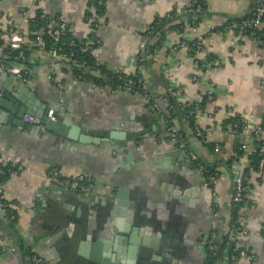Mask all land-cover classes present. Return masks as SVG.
<instances>
[{"label":"crops","instance_id":"obj_1","mask_svg":"<svg viewBox=\"0 0 264 264\" xmlns=\"http://www.w3.org/2000/svg\"><path fill=\"white\" fill-rule=\"evenodd\" d=\"M89 1L41 0L39 6L51 16H62L74 36L85 39L91 34L84 17ZM192 1L106 0L97 31L101 41L93 58L105 71L133 74L140 43L145 40L148 53L141 70L142 92L120 91L109 84H78L69 65L38 48L28 49L20 61L5 62L22 68L25 80L16 77L41 102L56 109V118L60 107L70 110L71 124L99 137L107 146L114 141L110 133L124 132L127 136L118 141L117 147H125L119 155L117 148L47 134L42 125L26 124L20 129L0 122L1 157L23 167L2 184L4 199L19 209L14 220L0 213V264H32L33 253L51 264L56 262L60 254L52 248L50 238L62 231L49 229L52 211L57 212L61 227L71 225L75 234L68 264H97L90 259L97 256L110 263L127 260L134 247L127 239L133 233L138 240L146 235L148 246L141 249L150 259L159 256L157 264H203L206 255L202 240L211 228L225 232L234 178L248 166V155L254 148L247 135L264 116V46L254 38L220 30L230 19L249 15L253 0H206L204 14L198 16L200 22L194 30L185 27L191 19L185 14L151 30L150 26L165 13L184 12ZM28 5L29 0H0V31L5 33L10 24H20ZM182 37L201 39L202 47L195 58L210 62L204 71L196 67L194 57L186 50L176 48ZM16 83L12 81L9 86L10 94L16 93ZM204 87L214 91L198 119L203 137L196 138L187 121L181 120V125L190 135L191 149L221 171L211 187L203 184L201 174L184 152L176 149L164 120L148 109L150 99L162 109H169L171 100L179 106L191 104L198 96L209 94ZM0 91L4 92L1 86ZM2 112L0 109V120L5 114ZM232 115L247 120L238 134L223 128V122ZM238 141L246 144L244 156L226 169L221 163L233 154ZM51 167H57L65 177H93L94 192L78 195L59 187L46 178ZM250 175L242 210L241 227L246 234L238 233L229 248H245L253 258L239 256L232 264H264V174L258 177L250 171ZM111 178L119 179L114 184L105 183ZM115 184L128 195L123 213L114 212L116 199H112L115 193L111 187ZM213 201L220 209L217 218L211 212Z\"/></svg>","mask_w":264,"mask_h":264},{"label":"built area","instance_id":"obj_2","mask_svg":"<svg viewBox=\"0 0 264 264\" xmlns=\"http://www.w3.org/2000/svg\"><path fill=\"white\" fill-rule=\"evenodd\" d=\"M104 1L106 0H98V4L102 5ZM40 2L41 0H29V7L24 12L22 22L18 25L10 24V26L7 27L5 33H2V31H0V57L4 59V62H0V71L5 70L25 80L27 75L22 72V68L17 65L10 66L5 62H8L9 60L11 61L13 59H16V61H20L25 56L26 50L38 48L59 62H63L64 64H67L70 67L81 65L83 66L84 73L89 72L92 75L98 76L101 72L100 69L90 68V66L85 62L78 63V60L76 58L77 53L75 50L72 49L76 46V44H81L83 47L81 49L82 51L87 50L92 54L94 49L99 45L101 39L97 31H99L100 29V20L102 19V12L100 11V9H97L95 7H87V10L89 11L90 15L86 18V22L89 24L91 34L85 39H79L74 36L72 28L68 25V23L62 16H59L55 20H48L47 12L39 6ZM205 5L206 0H193L184 12L178 13L169 11L164 14L163 18L169 19L183 14L190 15V21H188L184 25L185 27L194 30L200 22V20H198V16L204 14ZM37 9H40V18L42 20V23L39 28L33 32L35 37L31 39V41H29L27 40L24 33L29 18H31V16L35 13ZM220 30L223 33H234L241 38H254L258 45L264 46V0H255L252 11L250 12V16L248 18L243 19L241 21H228L222 26ZM66 31H70L74 38L67 42H60V36ZM256 31H260V36L257 38L254 37ZM44 35H47L51 39V44L49 46H47L46 44ZM3 38L5 40H3ZM183 38L184 37H182V39L179 41L176 48L180 50H186L192 57H194V64L196 65V67H198L200 71H204L210 62L206 59L202 60L195 58V55L198 53V51L201 50L202 47L201 39L186 40ZM61 44L63 46H61ZM156 47L157 45H155V47L152 49L153 53L157 50ZM146 53L147 44L146 41L143 40L139 46L135 72L130 75L122 73H110V77L115 79V82L110 83L109 86L120 91L136 92L138 91V89H142L143 79L141 77V70ZM6 59L8 60L5 61ZM72 77L78 84L89 83L90 81L85 76V74H77L74 71L72 73ZM62 86L63 85L59 84L60 88ZM208 93L209 94L198 96L193 102H191V107L188 111H184V107L180 108V115L182 121H185L190 118L193 119V134L196 138L203 136L202 129L198 126V119L201 116L202 103L204 101L206 102L210 100L211 91H209ZM1 97L2 92H0V99ZM169 107L170 109L172 108V106ZM148 109L152 111L155 115L160 117V119L164 120L168 135H170V137L175 140L176 149L184 152V155L191 164V166L201 174L203 184L205 186L211 187V185L220 177L221 171L216 167H214L213 169L208 167L204 163V161L194 152V150L188 149L187 141L181 135L179 129V122L178 120L171 118V113L169 112V109H162L154 99L149 100ZM229 113L232 114V111L229 110ZM44 114V116L42 115L40 117H37L32 114H25L22 118V121L25 124L44 125L49 120L56 119L55 108L48 107ZM240 122L242 124L240 129L242 131L247 124V120L241 117ZM261 124H264V116L256 124L253 125V131L249 133L247 137L252 139V137H258L260 134L264 133V130H261ZM239 125L240 124L238 122H227L223 125V128L226 132L238 134L241 132L238 129ZM263 137L260 138L262 142L259 146V152L261 155L264 154ZM245 147V142H240L239 149L245 151ZM242 156H244V154L239 156L238 160ZM22 169L23 167L21 164L5 161L0 155V209L10 220H14L16 218V211H18L19 206H17L16 204L8 203V201L4 199L2 184L7 176L11 175L14 172L21 171ZM252 172L258 177H261L264 174L263 159L259 161L257 169L251 170V173ZM45 175L49 181H52L59 187L74 192L78 195H87L89 193L94 192L95 189L96 181L93 177L89 175L77 174L71 177H65L60 174L57 167H51L50 169H48ZM250 176V173L249 175L245 174L243 170L234 178L233 193L231 195L230 205L235 207L241 204V206H239L238 209L239 215L235 221L236 224L231 223L230 225L227 224L226 226L228 246L224 252V260L221 261L220 264H232L237 260L239 256H246L249 259L253 258L251 252H249V250L245 248H240L235 245L229 248V245L231 243H234L238 233H242L244 235L246 234V230L242 229L241 227L244 221V217L242 216V210L245 208L246 204L244 188L245 184L248 183V181L250 180ZM212 195L215 197V194L213 192ZM211 212L214 218H217L220 215V209L218 208L216 201H213L211 205ZM237 225L241 227L239 230H237ZM215 240L216 228H211L202 240V246L205 250V255L208 251H215ZM30 261L32 264H48L45 259L37 253H33L30 256Z\"/></svg>","mask_w":264,"mask_h":264},{"label":"water","instance_id":"obj_3","mask_svg":"<svg viewBox=\"0 0 264 264\" xmlns=\"http://www.w3.org/2000/svg\"><path fill=\"white\" fill-rule=\"evenodd\" d=\"M0 62H4V59L0 57ZM10 62V61H9ZM3 82L0 84L1 87H3L4 92L2 91V97L0 99V109L5 113L3 114L2 119L0 122H2L5 126L11 127L13 125L16 128H23L26 124L22 121L24 114H32L37 117L42 116L43 113L47 110L49 107L46 102H41L40 99H38L36 93L33 92V90H30L28 86L21 82L15 74L8 73L7 71H0V82ZM12 81H16V85L18 86L17 91L15 94H10L9 86H11ZM91 86V84L89 85ZM207 91H214V88L210 87H204ZM1 92V91H0ZM60 103V101H58ZM70 111V110H69ZM67 110L63 107H60V113L56 120H49L47 123L42 125V130L47 134H52L58 138H64L72 141H79L81 143H93L101 145L102 147L105 146L106 148L115 149L117 148L119 151V155L121 154V150L125 149V147H117L118 141L123 140L126 138L127 134L124 132L121 133H110V139L114 140L113 142H110L112 146H107L106 143H101L99 137L92 136L90 134H85L81 132V129L73 124L72 118L69 117V113ZM136 143V141H135ZM132 144V143H128ZM130 147V146H129ZM128 154V159H129ZM128 168V165H126ZM104 178H101V180ZM119 178H113L106 180L105 183H112L114 184V181L117 182ZM97 182H100L97 181ZM102 182V181H101ZM111 192L115 193V196L112 197V199H116V206L114 208V212H120L123 213L124 210L127 208L128 203V195L126 190L123 187H119V185H113L111 187ZM2 217L5 216L4 212L1 211ZM125 214V213H124ZM50 219L52 220V223L49 224V229L52 227L55 232L58 228H60V231H62L59 235L58 233H53L52 238H50V241H53L51 243L52 248H55L58 254H60L59 257H56V262L62 264H68L69 261H71L72 255L70 254L71 251L74 249V241H75V234L72 231V226L69 225L68 227H61V222L59 221V216L56 211H52L49 215ZM65 235H64V233ZM134 232V230H133ZM138 238V237H137ZM127 240L134 246L132 251L130 252L127 260L123 258L118 259L114 263H110L105 258H99L98 256L96 258L90 257V259H93L97 264H135V263H143L144 261L149 260L148 255L142 251L141 247H147L148 244L146 242V235L141 237L139 240L136 239L135 233H133V236L129 237ZM126 241V239L124 240ZM76 253L79 254V249L76 250ZM76 255V254H74ZM109 256V253L107 254ZM71 257V258H70ZM126 260V261H125ZM49 263V260H46ZM56 262H52V264H55ZM51 264V263H49ZM61 264V263H60Z\"/></svg>","mask_w":264,"mask_h":264},{"label":"trees","instance_id":"obj_4","mask_svg":"<svg viewBox=\"0 0 264 264\" xmlns=\"http://www.w3.org/2000/svg\"><path fill=\"white\" fill-rule=\"evenodd\" d=\"M105 2L106 1H104V3L102 5H99L98 4V0H90L87 7H95L97 9H100V11L102 12L103 9H104V6H105L104 5ZM253 2H255V0H253ZM89 15H90V13L86 9L85 10V15H84L85 20H86V18ZM59 16L60 15L51 16V15L48 14L47 15V19L48 20H55ZM249 16H250V14L247 15L246 17L245 16L237 17V18H234V19H230L229 21H232V20L241 21L243 19L248 18ZM169 19H172V18H169ZM169 19L162 18L160 20H157L155 23H153L150 26V27H152L151 30H153L156 26H158V24H161L164 21H168ZM41 23H42V20L40 18V9H37L35 11V13L31 16V18H29L28 24L26 26V30H25L24 34H25L27 40L31 41V39H33L35 37L33 32L36 31L39 28ZM259 36H260V31H256L255 34H254V37L257 38ZM73 38H74V36L71 34V32L70 31H66L60 36L59 39H60V42H63V41L67 42V41H69V40H71ZM44 39L46 41L47 46H49L51 44L50 37H48L47 35H44ZM0 44H1V41H0ZM61 46H63V45L61 44ZM82 48L83 47H82L81 44H76V46L73 47V49H72V50H75L76 53H77V57L76 58L78 60V63L85 62L86 64H88L90 66V68H98V69H100L101 72H100V74L98 76L92 75L89 72L88 73H84L83 66H81V65L72 66L71 68L73 69V71L75 73H77V74H85V76L90 80L89 83H91L94 86H103V85L115 82V79L110 77V75H111L110 72L105 71L104 68H102L99 65H97L95 63L93 55L90 52H88L87 50L82 51L81 50ZM27 52H28V50L25 51V54ZM147 53H148V46H147ZM147 53H146V55H147ZM142 90L143 89H138V92H142ZM204 103H205V101L202 103V107H203ZM169 104L172 106L171 109L169 107V112L171 113L170 116H171V118H174V119L178 120L179 129H180L181 135L183 136L184 139H186L187 144H188V149H191V141L189 139L190 135L187 134V132L185 130V127H183L181 125V115H180V108L181 107H184V109H183L184 111H188L191 106H190V104H185L184 106H179V104L175 103L174 100H171L169 102ZM240 120H241V116L240 115H232V116H229L223 122V125L225 123H227V122H238L240 124L238 129H239V131H241L240 128H241L242 124H241ZM185 121L188 122L189 129H191L193 131V119L190 118V119H187ZM261 130H264V124H261ZM202 137H198V139H200ZM260 137H261V134H260ZM252 142H253L254 148L251 151L250 155H248V159H249L248 166H246L245 169H244V173L248 174V175H249L251 170L257 169L258 163H259V161L261 159L264 160V154L261 155L260 152H259V148H260L259 146H260L262 140L255 136V137H252ZM239 146H240V142L238 141L236 143L234 149H233V154L226 161L221 163L222 166L225 167L226 169H230L232 167V165H234L237 162L238 157L245 153V151L239 149ZM205 164L208 167L212 168V169L214 168V166L211 165V164H208V163H205ZM7 177L5 178V180L7 179ZM258 180H259V178H258ZM248 187H249V185H247V183H246L245 184V188H244V194L247 193L246 188H248ZM239 206H241V204H239V205H237L235 207L230 205L229 221H228L229 225L231 223H235V221H236V219H237V217L239 215V210H238ZM240 228L241 227L237 225V230H239ZM227 246H228V243H227V231H226V229H225V232L222 231V230L216 229L215 251H213V252L208 251L207 252L206 258L204 259L203 264H219V262L221 261V259L225 255L224 252H225V249L227 248Z\"/></svg>","mask_w":264,"mask_h":264},{"label":"flooded vegetation","instance_id":"obj_5","mask_svg":"<svg viewBox=\"0 0 264 264\" xmlns=\"http://www.w3.org/2000/svg\"><path fill=\"white\" fill-rule=\"evenodd\" d=\"M90 194V193H89ZM154 256V257H153ZM159 256L157 255H152V259H150L151 257L148 256V259L150 261V264H157V262L160 260V258H158ZM135 264H143L142 262L141 263H135Z\"/></svg>","mask_w":264,"mask_h":264}]
</instances>
